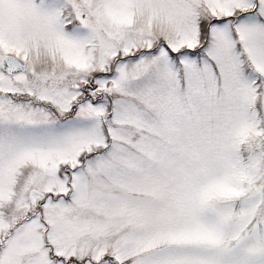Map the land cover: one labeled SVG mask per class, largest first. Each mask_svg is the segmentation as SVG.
<instances>
[{"label": "snow or ice", "instance_id": "6c2138e0", "mask_svg": "<svg viewBox=\"0 0 264 264\" xmlns=\"http://www.w3.org/2000/svg\"><path fill=\"white\" fill-rule=\"evenodd\" d=\"M0 264H264V0H0Z\"/></svg>", "mask_w": 264, "mask_h": 264}]
</instances>
